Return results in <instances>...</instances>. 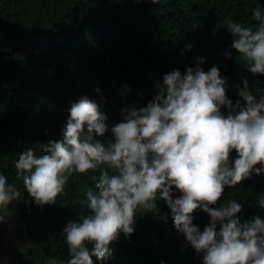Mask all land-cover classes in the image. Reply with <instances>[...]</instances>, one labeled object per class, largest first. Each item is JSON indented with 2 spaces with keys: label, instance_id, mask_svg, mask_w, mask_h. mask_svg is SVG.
Segmentation results:
<instances>
[{
  "label": "trees",
  "instance_id": "obj_1",
  "mask_svg": "<svg viewBox=\"0 0 264 264\" xmlns=\"http://www.w3.org/2000/svg\"><path fill=\"white\" fill-rule=\"evenodd\" d=\"M258 6L264 8V0H0V161H7L0 171L21 191L6 211L25 225L33 241L11 264H47L50 257L67 261L61 231L90 211L82 203L84 193L94 189L93 177L99 176V169L73 173L55 203L38 206L17 177L20 151L33 148L41 155L42 144L61 139L68 109L83 95L97 101L109 124L119 122L122 106L146 105L164 73L183 72L198 56L205 57V71L216 65L228 78L226 95L233 102L240 99L241 78L253 91L264 88V75L247 71L226 29L229 19L255 28L259 22L252 13ZM110 136L106 132L97 139ZM236 155L230 153L233 159ZM261 194L264 173L253 174L233 188L225 186L217 204L237 199L242 220L264 217L256 203ZM157 203L167 223L137 210L134 232L112 242L114 254L106 262L93 256L96 264H202L203 254L185 246L174 228L170 209L162 200ZM193 215L203 230L209 215L199 208Z\"/></svg>",
  "mask_w": 264,
  "mask_h": 264
},
{
  "label": "clouds",
  "instance_id": "obj_2",
  "mask_svg": "<svg viewBox=\"0 0 264 264\" xmlns=\"http://www.w3.org/2000/svg\"><path fill=\"white\" fill-rule=\"evenodd\" d=\"M252 15L259 22L255 28L229 19L226 29L233 36L230 47L247 71L264 75V8H254ZM195 59L183 72L164 73L146 105L122 106L119 122L109 124L97 101L83 95L71 103L61 139L42 144L41 155L33 148L20 151L17 177L38 206L55 203L73 173L99 169L94 189L88 188L82 201L90 211L69 220L61 231L69 258L50 257L47 264L106 262L114 254L112 242L121 233L128 238L134 232L137 210L167 223L160 200L170 209L185 246L203 254L202 264H264V217L242 220L237 199L217 204L225 186L264 173V88L253 91L248 79L241 78L236 86L240 99L233 102L220 68L205 71V57ZM124 89L130 90L127 84ZM106 132L110 138L97 139ZM6 167L7 161H0V168ZM176 190L180 195L174 196ZM20 197L21 191L0 171V221ZM256 203L264 209V194ZM198 208L210 217L203 230L193 223ZM31 245L26 242L21 253Z\"/></svg>",
  "mask_w": 264,
  "mask_h": 264
},
{
  "label": "rangeland",
  "instance_id": "obj_3",
  "mask_svg": "<svg viewBox=\"0 0 264 264\" xmlns=\"http://www.w3.org/2000/svg\"><path fill=\"white\" fill-rule=\"evenodd\" d=\"M4 221H0V264H11L14 257L21 253L20 248L26 242L33 241L25 229V225L20 222L11 212ZM31 245V247H32ZM31 247L23 250L26 252Z\"/></svg>",
  "mask_w": 264,
  "mask_h": 264
}]
</instances>
